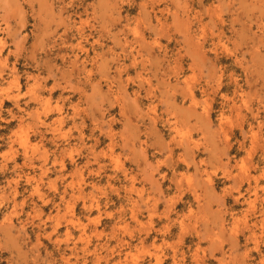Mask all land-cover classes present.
<instances>
[{
	"label": "rangeland",
	"instance_id": "obj_1",
	"mask_svg": "<svg viewBox=\"0 0 264 264\" xmlns=\"http://www.w3.org/2000/svg\"><path fill=\"white\" fill-rule=\"evenodd\" d=\"M0 264H264V0H0Z\"/></svg>",
	"mask_w": 264,
	"mask_h": 264
}]
</instances>
